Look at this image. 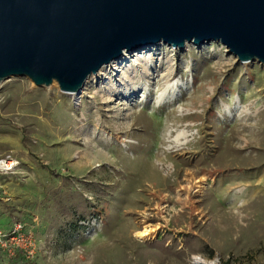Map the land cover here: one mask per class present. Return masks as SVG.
Returning a JSON list of instances; mask_svg holds the SVG:
<instances>
[{
    "label": "rangeland",
    "instance_id": "obj_1",
    "mask_svg": "<svg viewBox=\"0 0 264 264\" xmlns=\"http://www.w3.org/2000/svg\"><path fill=\"white\" fill-rule=\"evenodd\" d=\"M151 45L80 105L59 84L2 83L0 156L23 168L2 181L0 227L36 242L0 247V264H264V64L219 41Z\"/></svg>",
    "mask_w": 264,
    "mask_h": 264
},
{
    "label": "water",
    "instance_id": "obj_2",
    "mask_svg": "<svg viewBox=\"0 0 264 264\" xmlns=\"http://www.w3.org/2000/svg\"><path fill=\"white\" fill-rule=\"evenodd\" d=\"M212 41L264 64V0H0V89L25 76L74 94L125 50Z\"/></svg>",
    "mask_w": 264,
    "mask_h": 264
},
{
    "label": "built area",
    "instance_id": "obj_3",
    "mask_svg": "<svg viewBox=\"0 0 264 264\" xmlns=\"http://www.w3.org/2000/svg\"><path fill=\"white\" fill-rule=\"evenodd\" d=\"M23 164L21 159L12 156H0V198L6 193L3 180L7 178H20L22 174ZM29 244L26 248L21 246V242L25 241ZM36 242V234L34 230H26L21 221H16L9 229L0 227V247L9 255L16 256L23 251H32ZM22 247V248H21Z\"/></svg>",
    "mask_w": 264,
    "mask_h": 264
},
{
    "label": "bare ground",
    "instance_id": "obj_4",
    "mask_svg": "<svg viewBox=\"0 0 264 264\" xmlns=\"http://www.w3.org/2000/svg\"><path fill=\"white\" fill-rule=\"evenodd\" d=\"M150 46H153V45L150 44V45L142 46V47H140V48H138L136 50H141V49H144V48H147V47H150ZM136 50H134V51H136ZM134 51L131 52V51L125 50L121 57L116 58L113 61H111L110 63L104 65L98 71V73L92 74L87 79V81H86L83 89L80 92L74 93V94H70V95L76 97L77 105H80V103H81V101H82V99H83V97H84V95L86 93L87 86H89L90 82L93 79L100 78V77H102L104 75L107 76V75H109L111 73L112 70H117L119 68V64H121L122 61L127 60ZM144 61H145L144 62V64H145L144 67H145L146 71L148 72L149 71L148 70V65H149L148 64V59L144 58ZM122 80H123V85L127 86V90H131V88L129 87V84L133 82L132 73H130V72H124V77H123ZM57 84H58V82L55 81L52 86H57ZM109 88H115V89H117V86H116L115 83H113V81H111V84H110ZM97 166H100V164H98ZM205 185H206V179L204 177H202V179L199 181V187H200L199 190H201L202 188H204ZM156 232H157V228L156 227H154L153 225L144 224L141 229H139V230H137L135 232V235L140 240H143V241H149L150 240L151 241V240H154L155 239Z\"/></svg>",
    "mask_w": 264,
    "mask_h": 264
},
{
    "label": "crops",
    "instance_id": "obj_5",
    "mask_svg": "<svg viewBox=\"0 0 264 264\" xmlns=\"http://www.w3.org/2000/svg\"><path fill=\"white\" fill-rule=\"evenodd\" d=\"M55 154L61 156V153L59 151H55ZM1 206H2V202L0 201V211H1V208H2Z\"/></svg>",
    "mask_w": 264,
    "mask_h": 264
},
{
    "label": "trees",
    "instance_id": "obj_6",
    "mask_svg": "<svg viewBox=\"0 0 264 264\" xmlns=\"http://www.w3.org/2000/svg\"><path fill=\"white\" fill-rule=\"evenodd\" d=\"M19 255H21V253L19 252Z\"/></svg>",
    "mask_w": 264,
    "mask_h": 264
}]
</instances>
